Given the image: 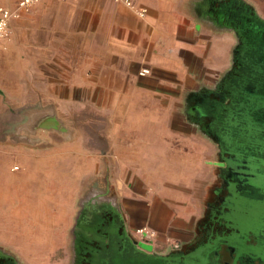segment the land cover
<instances>
[{
    "label": "crops",
    "instance_id": "crops-1",
    "mask_svg": "<svg viewBox=\"0 0 264 264\" xmlns=\"http://www.w3.org/2000/svg\"><path fill=\"white\" fill-rule=\"evenodd\" d=\"M18 1H4L6 5L0 6L13 9ZM132 1L137 6L148 7L149 13L140 17L122 0H40L23 11L20 17L11 20L10 37L0 43V90L18 105H98L104 109L123 104L137 106L141 111L129 114L127 120L128 127L131 122L136 127L134 142L139 149L132 151L131 147L127 153L142 152V144L150 154H163L159 159L165 161L168 137L175 134H185L183 137L188 138L203 136L212 145L192 127L174 129L171 132L175 134H169L168 105L178 103L179 99L180 119L186 124L185 99L201 88L213 89L233 63L232 41L218 38L213 32H231L216 29L199 16V22L212 33L203 30L199 23L185 21L184 13L168 0ZM144 68L149 73L141 75ZM185 88L189 90L185 92ZM147 105L154 106L153 111ZM111 120L117 123L120 118L117 115L112 118L111 114ZM114 126L102 136L112 138L116 144L120 133ZM53 141V160L48 159L47 163L56 162V148L61 147L56 144L62 141ZM73 148L88 151L85 144ZM69 149L67 153L72 152L71 146ZM22 155L25 164L21 171L20 167L13 168L17 173L9 163L0 160V225L6 224L2 217L9 214L7 210L11 219L19 223L18 210L23 205L20 197L24 194L28 193L31 201H39L34 190H26L33 189L34 183L39 185L37 168L46 161L32 159L29 153ZM156 158L153 156L151 163ZM180 162H185L183 155ZM33 168L37 169V177L31 175ZM212 179L205 182L207 186ZM13 189L18 193H13ZM15 195L20 197L16 199ZM145 196L149 198L133 197L123 211L132 231L144 226L153 234L157 232V246L164 247L169 241L190 236L204 209V204H200L196 209L184 207L174 214L156 201L145 203L150 195ZM38 207L40 211L48 210L49 203ZM31 232L23 233L22 239L28 235L27 239L33 241Z\"/></svg>",
    "mask_w": 264,
    "mask_h": 264
},
{
    "label": "rangeland",
    "instance_id": "rangeland-1",
    "mask_svg": "<svg viewBox=\"0 0 264 264\" xmlns=\"http://www.w3.org/2000/svg\"><path fill=\"white\" fill-rule=\"evenodd\" d=\"M4 1L10 0H0V5H6ZM199 1L201 0H168L177 7V10L184 13L185 21L199 23L203 30L212 33L213 31L206 28L197 18ZM245 1L264 17V0ZM213 33L218 38L230 39L231 48L235 47L234 34ZM187 90L189 89L185 88V92ZM0 94V160L9 163L12 169L20 167L19 171L25 164V161L21 159L24 153L31 154L32 159L46 161L44 165L37 168L38 177H40L39 185L34 183L31 187L33 189L24 188L26 192L34 190L39 201H31L32 198L28 193L22 197L18 195L20 202L23 200L22 208L18 210L19 223L11 219L9 216L11 212L7 210L9 214L2 217L6 224L0 225V247L15 256L21 264H70L74 257L73 230L76 218L81 206L97 192L105 193L106 198L114 199L121 210L134 200L133 197L145 198L147 197L145 195H150V199L145 200V203L152 204L156 201L162 206L166 205L174 214L184 207L196 209L198 205L204 204L202 202L207 187L205 182L212 179L214 175V167L208 161L213 159L214 153L210 142L203 136L188 138L183 137L185 134L171 132L174 129L190 127L181 122L179 99L178 103L168 105L167 129L169 134H175V136L168 137L167 160L160 161L159 157L163 154H150L148 150L144 151L145 147L142 144V152H126L131 147L132 151L139 149L134 142L137 139L133 133L136 127L133 122L131 127H128L127 120L129 114L132 116L135 112L141 111L137 106L123 104L107 106L104 109L103 106L98 105H56L54 107L64 120L65 126L71 129L74 135L69 138L56 131L41 129L34 135V138H38L39 141L35 145H30L19 142V137L12 129L15 128L17 120L21 119L20 113H23L25 109L42 108L48 105H18L11 102L5 91L0 90ZM145 107L151 108L152 111L154 108L151 105ZM111 114L112 118L117 115V118H120L119 122H113ZM114 124L120 133L116 137V144L112 142V138L102 136ZM53 140L62 141L61 144H56L61 147L56 148L55 166L52 162L47 163L48 159L53 160L54 154L51 153ZM64 141L67 142L64 143ZM69 141L72 142L69 143ZM79 144H85L88 151L84 153L80 149L73 148ZM69 146L72 147L71 153H67L70 150ZM181 155L185 158L183 163L180 162ZM153 156L157 158L151 163ZM177 159L179 161H175ZM37 169L33 168L31 175H34ZM20 192L23 194V191L20 190ZM13 193L18 192L13 189ZM14 197L18 198L16 195ZM47 203H49V209L40 211L38 205L46 207ZM142 227L144 226L137 228ZM137 228L133 230V233L138 240L157 242V232L153 234V231L144 227L152 236L142 237L137 232ZM30 231H32L31 234L33 233L31 236L33 241L27 239L28 235L22 239V234L26 232L30 235ZM173 242L169 241L164 247L168 248ZM155 247L159 250H167L161 245H155Z\"/></svg>",
    "mask_w": 264,
    "mask_h": 264
},
{
    "label": "flooded vegetation",
    "instance_id": "flooded-vegetation-1",
    "mask_svg": "<svg viewBox=\"0 0 264 264\" xmlns=\"http://www.w3.org/2000/svg\"><path fill=\"white\" fill-rule=\"evenodd\" d=\"M233 10L242 13L241 15L256 17L255 8L245 0H201L197 6L201 20L210 24V20L215 19L219 29L228 26L239 27L242 29V38L249 41H251V30L258 29L256 41L251 43L258 45L260 50L264 51V25L259 29L254 20L246 17L244 22L237 21L236 24L230 22ZM259 17L264 19L261 15ZM230 32L235 36V47H241V41L238 40L235 31ZM259 60L263 64L257 75V94L264 95V58L260 57ZM233 66L232 63L230 69ZM247 68V70L241 69V72L244 74L250 71L251 68L249 66ZM222 87L215 89L221 93V96L210 93V89L201 88L200 94L193 93L192 96L187 97L183 106L184 122L199 130L211 141L214 153L210 161L214 167V175L206 187L202 214L197 218L190 236L175 240L168 248L164 247L167 249L165 251L157 249L153 242L142 241L153 246L149 253L178 257L180 264L185 263L188 254L197 249L208 248L210 250L206 264H264V105L256 103L259 108L250 111L248 119L240 120V127L243 128L232 129L229 136L230 143L224 142L222 145L220 134L222 131L227 132L231 127L230 122L234 121V118H229L230 111L251 107L241 108L240 104L248 101L244 97L228 96L229 91ZM248 87L250 90L253 89L251 84ZM206 106L210 111L205 110ZM219 107L223 110L218 111ZM252 169L256 171L252 173ZM105 204L113 206L114 199H104ZM116 210L119 213L104 209L97 215L96 232L99 235H108L107 230L115 225L118 236H122L124 230H127V234L139 246L141 240L136 238L129 226L126 213L119 206ZM73 235L74 257L70 264H100L99 260L92 257L96 249L100 250L99 242L96 239L80 238V240L76 239L75 243L74 232ZM107 241L108 238L105 242ZM204 258H206L205 254L196 258L195 262H200ZM147 261H150L147 264H152V258ZM5 262L6 259L0 258V264ZM111 264L128 263L114 260Z\"/></svg>",
    "mask_w": 264,
    "mask_h": 264
},
{
    "label": "water",
    "instance_id": "water-1",
    "mask_svg": "<svg viewBox=\"0 0 264 264\" xmlns=\"http://www.w3.org/2000/svg\"><path fill=\"white\" fill-rule=\"evenodd\" d=\"M242 13H236L233 10V14L229 19L230 22L236 24L237 21H243L244 18H251L256 23V26L261 27L264 25V19L259 17L257 11H255V18L250 15H241ZM242 16V17H241ZM211 26L216 28L218 22L215 19L210 20ZM255 26V27H256ZM216 29H219L218 27ZM224 29V28H223ZM226 30H234L237 34L238 40L241 41V47H235L233 49V68H231L215 85L213 89H210V93H213L215 96H221L220 92H217L215 89L223 86L225 90L229 91L230 97L233 98H241L244 97L248 102H242L240 104L241 108H246L240 110L239 108L233 109L230 111V119L234 118V121L230 122L229 129L227 132H221V138L223 142L230 143L229 136L232 133V129H241L240 120L248 119L250 116V111H254L259 108L256 106V103H262L264 105V95L257 94L258 89V81L257 75L258 72L261 71V65L263 64L259 58H264V51L260 50L258 45H252V42L256 41V33L259 32L258 29L251 30L250 39L251 41L242 38V29L236 26H228L225 27ZM260 55V56H259ZM251 68L250 71L246 73H242L241 69L245 68L247 70L248 67ZM235 72V74H234ZM229 76V78H228ZM249 84L253 85V89H249ZM222 87V88H223ZM223 89V90H224ZM196 94H200L199 92H195ZM215 100V99H214ZM55 105L50 104L46 107H32L25 109V111L21 114V119L17 120L15 124V128L12 130L15 132L16 136L19 137V142L24 144L35 145L39 139L34 138L36 133L43 129L47 131H58L61 133H67L69 138L73 131L65 126L64 120L59 116ZM206 111H210L209 107H205ZM223 108L219 107L218 111H222ZM242 117V118H241ZM250 128H258L254 126H249ZM256 169H252L253 173ZM256 185V184H255ZM104 199H106L105 193H94L93 197L91 195L90 199L86 201L83 205L79 214L76 218L75 228L73 230L75 234V243L76 239L80 240V238H90L93 240H97L100 244V250L93 252L92 257L96 258V260L100 261V264H111L114 260L126 261L128 264H138V263H150L147 259L152 258V264H180V260L178 257L173 258L172 256L167 255H153L148 251L153 249L151 244H146L144 242H139V246L132 240V238L127 234V230H124V234L122 236H118L116 232V226L112 225L108 230V235H99L96 232L98 219L97 215L104 209H109L111 211H117L118 203L114 201L113 206H109L107 204L104 205ZM100 204H103L100 205ZM118 212V211H117ZM119 213V212H118ZM106 238H108L107 243L105 242ZM141 246V247H140ZM210 248L208 249H197L193 253H190L186 256V261L184 264H206L207 263V255ZM205 254L206 258L204 260H200V262L195 259L203 256ZM0 258L6 259L7 262L2 264H21L18 259L15 258L11 253L4 250L0 247ZM175 261V262H174Z\"/></svg>",
    "mask_w": 264,
    "mask_h": 264
},
{
    "label": "built area",
    "instance_id": "built-area-1",
    "mask_svg": "<svg viewBox=\"0 0 264 264\" xmlns=\"http://www.w3.org/2000/svg\"><path fill=\"white\" fill-rule=\"evenodd\" d=\"M40 0H19L16 8H7L4 6H0V43L9 38L11 34L10 23L12 19L20 17L23 11H28L34 4L39 2ZM118 1V0H117ZM127 6L135 9L140 17H145L149 13V9L146 6H137L132 0H122ZM149 73L148 68H144L140 74L145 75ZM137 232H139L142 237L149 234L150 238L152 235L146 231L144 227L137 228ZM147 237V236H146ZM142 241V240H141Z\"/></svg>",
    "mask_w": 264,
    "mask_h": 264
},
{
    "label": "bare ground",
    "instance_id": "bare-ground-1",
    "mask_svg": "<svg viewBox=\"0 0 264 264\" xmlns=\"http://www.w3.org/2000/svg\"><path fill=\"white\" fill-rule=\"evenodd\" d=\"M146 236L148 237L149 235L147 234Z\"/></svg>",
    "mask_w": 264,
    "mask_h": 264
}]
</instances>
